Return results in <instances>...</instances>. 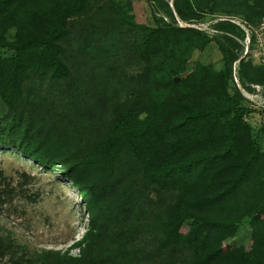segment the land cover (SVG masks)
<instances>
[{
    "label": "trees",
    "instance_id": "16d2710c",
    "mask_svg": "<svg viewBox=\"0 0 264 264\" xmlns=\"http://www.w3.org/2000/svg\"><path fill=\"white\" fill-rule=\"evenodd\" d=\"M148 1L153 25L129 0H0V149L59 170L87 217L64 249L0 234V264H264L262 128L231 78L241 32L176 23L253 22L264 0ZM211 41L218 68L192 61ZM238 75L264 85L263 65Z\"/></svg>",
    "mask_w": 264,
    "mask_h": 264
},
{
    "label": "rangeland",
    "instance_id": "374dc122",
    "mask_svg": "<svg viewBox=\"0 0 264 264\" xmlns=\"http://www.w3.org/2000/svg\"><path fill=\"white\" fill-rule=\"evenodd\" d=\"M129 1L134 20L153 25L149 1ZM208 18L191 25L199 26L200 22L210 24L212 21ZM164 20L168 21L166 18ZM176 23L179 26L186 25L177 17ZM218 39L223 42L222 37ZM237 47L239 48L238 43ZM220 58L218 47L211 41L203 50L193 54L192 61L198 60L218 68ZM241 84L243 88L251 90L250 83L243 84L241 81ZM245 103L253 109L247 116V122L254 130L262 128L259 139L264 148V108L256 106L247 98ZM0 189L3 190L0 234H10L26 252L32 253L43 248L64 249L82 235L87 221L86 212L75 189L62 177L59 170L45 169L15 151L0 149ZM249 233L250 229L245 221L237 236L230 241L236 245L248 246ZM70 252L74 255L77 250L71 249Z\"/></svg>",
    "mask_w": 264,
    "mask_h": 264
},
{
    "label": "built area",
    "instance_id": "2783aa9c",
    "mask_svg": "<svg viewBox=\"0 0 264 264\" xmlns=\"http://www.w3.org/2000/svg\"><path fill=\"white\" fill-rule=\"evenodd\" d=\"M216 21L229 22L241 32L240 36H232L238 43L239 48H236L238 55L232 62L231 78L243 97L249 99V101L256 104V106L264 108V85L250 83L251 90L245 89L243 88L238 75L239 62L242 59L264 66V16L251 22L242 16L220 15L212 20L210 24L200 22L199 26H192L191 24H194L195 22H185L186 25L184 26L194 27L208 34H215L217 33V30L213 29L211 24Z\"/></svg>",
    "mask_w": 264,
    "mask_h": 264
},
{
    "label": "water",
    "instance_id": "95a60500",
    "mask_svg": "<svg viewBox=\"0 0 264 264\" xmlns=\"http://www.w3.org/2000/svg\"><path fill=\"white\" fill-rule=\"evenodd\" d=\"M174 80L177 81L178 80V77H175Z\"/></svg>",
    "mask_w": 264,
    "mask_h": 264
}]
</instances>
